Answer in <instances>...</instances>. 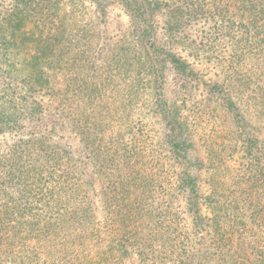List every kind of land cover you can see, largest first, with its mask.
Instances as JSON below:
<instances>
[{
	"label": "trees",
	"instance_id": "16d2710c",
	"mask_svg": "<svg viewBox=\"0 0 264 264\" xmlns=\"http://www.w3.org/2000/svg\"><path fill=\"white\" fill-rule=\"evenodd\" d=\"M21 1L0 20V137H8L0 150V243L14 248L8 256L42 249L80 256L90 237L113 256L204 264L196 246L208 237L204 255L218 264H264V69L240 67L264 66V0ZM85 3L117 4L126 16L121 35L106 36L110 46L96 39L108 33L105 21L83 17ZM194 64L237 66L208 81L216 106L196 99ZM152 116L177 133L174 149L148 141L141 121ZM231 143L243 150L241 181L225 184L222 154ZM175 188L189 192L191 211L199 215L203 201L213 217L197 216L198 234L180 231L161 252L151 236L165 221L157 199ZM251 208L250 221L238 219ZM242 233L251 239L237 258ZM33 247L41 249L29 254Z\"/></svg>",
	"mask_w": 264,
	"mask_h": 264
},
{
	"label": "rangeland",
	"instance_id": "374dc122",
	"mask_svg": "<svg viewBox=\"0 0 264 264\" xmlns=\"http://www.w3.org/2000/svg\"><path fill=\"white\" fill-rule=\"evenodd\" d=\"M21 2L24 3V0ZM13 4V0H0V20L10 7V5ZM83 17L86 19H93L94 21L97 20L102 23L105 21L103 25L106 26L108 29V33L106 29L104 30L105 34L100 33L99 36H96V39L98 42H100V45L102 43H106L108 46L110 41L108 39V34L109 36H116V35H121L122 30L126 29V26L128 24L127 18L124 15L123 11L120 9V7L116 5H103L99 6L94 3H85L84 5V12H83ZM113 39L116 40V37H113ZM107 48V46H106ZM194 69L199 70L200 73V78L199 83H194L193 87L194 89L196 88V99L201 100L204 96L206 98V102L208 105L216 106L215 99L212 98V92L208 93V81L210 80H216L217 75L221 71H227V73H230L232 71H228V69L232 70L231 67L236 68L237 66H204L201 64H194L192 66ZM244 67L248 70H263L264 66H240ZM174 75H169L168 76V81H171ZM221 80V78H220ZM260 81V78L256 80ZM175 84V85H174ZM260 86H264V83H259ZM178 88V84L175 82H170L168 85V91L170 94L174 95L177 93L176 90ZM183 89V88H181ZM176 91V92H175ZM219 101L224 100L221 94L219 93L218 95ZM263 99H264V92H263ZM233 112V111H232ZM182 116L185 115L184 111H182ZM142 126L146 125V130L147 136H148V141L152 142L153 144H159L161 146L168 147L171 146V149H174L175 141L171 144L172 140H174V135H177L176 132H172L171 130L167 131V128L165 127V121L159 120L158 118L155 117H143L142 121ZM4 139L8 140V137H0V150L3 148V142L5 141ZM68 142L65 140V144H68ZM169 144V145H168ZM171 144V145H170ZM194 148L195 151L200 153V148L197 147ZM73 149V147H70ZM76 151H79L76 148ZM221 153V152H219ZM76 154V152H75ZM78 154V153H77ZM76 158H78V164L80 168H82L83 175L89 179L92 180L94 177L90 173V167L89 164L86 163L85 159L82 157V155H77ZM200 155L203 156V152L200 153ZM78 156V157H77ZM222 156L225 158L226 163L225 165H228L230 167L229 171L231 172V177H230V172L228 173L226 179H223L225 184H228L231 181H241L239 178V175L241 174V166L238 164L241 163L244 160L243 156V150L240 148V146H233L232 143L227 145L226 151L222 154ZM182 163L175 162L173 170L178 173V171L182 170ZM199 171V177L202 182L201 185L204 186L203 181L205 180L204 177H206V174L202 171L200 173ZM203 183V184H202ZM234 189V186L231 188V190ZM201 189V196H206L208 194L207 191H204ZM172 197L169 195L163 199L158 198V201H164L163 202V209L161 211V219L164 221L163 225H159V229H152L151 230V236L153 239H155V246L157 245L158 249L161 252L168 251L171 248V243H174L176 239L179 237V232H190L191 230H195V232L198 234V226L195 227L193 224L195 221H197L198 218H202L204 221L206 219H211L213 217L212 211H210L209 205L207 203L201 201L200 202V207L198 209V213L195 214L193 211L188 206V200L187 197H189V192L188 191H181L178 188H175L171 191ZM155 205L157 204V201L153 202ZM164 210V208H166ZM255 211L254 208H251L249 211H238V216L240 220L244 222H248L252 219L251 214ZM243 213H245L243 215ZM198 216V218H196ZM162 222V221H161ZM246 222V223H247ZM237 228L242 229L243 227L240 225H237ZM248 228V227H247ZM206 230V229H205ZM209 230V229H208ZM149 229H146L145 227L142 229L141 235L143 236L142 243H144L147 239V243L150 241L149 235ZM163 232L164 234H162ZM209 231H204L203 234L201 233L198 235L201 238V235H205ZM161 233V234H160ZM249 233H242L239 237V244L234 248V257L237 258H242L245 254V242H248L251 239V235H248ZM159 238V239H157ZM247 238L246 241H244ZM86 242H88V247L84 251L83 255L79 254L77 256H74V254L71 255H63L60 252H46L44 249H42L43 253L41 256L33 257L32 255H28V257H13L10 258L8 256L10 250H14L13 247H10L8 245H5L4 243H0V264H22L24 261V264H163V262H166V264H169V261H160L158 259H150V258H145V260H141L139 256H127L122 253H120L117 256H113L112 254H108L106 252V249L104 248L103 245H101L99 242H96L94 238L87 237ZM86 246V245H85ZM197 248V254L199 256V260L202 261L204 264H218L213 260V256L209 255L206 256L204 255L209 247V241L208 237L206 238L205 245L203 243H200L196 246ZM208 248V249H207ZM239 248V249H237ZM39 247L35 248H30L29 249V254L30 252L32 253L34 250L36 252L39 251ZM78 250L80 251L82 248L74 246L71 250ZM242 257H241V256ZM39 257L41 260H39ZM161 258L163 257L160 256ZM210 258V259H209ZM258 258V255H255L254 258L253 256H247L245 258L250 260L252 262V259L256 260ZM263 260V259H262Z\"/></svg>",
	"mask_w": 264,
	"mask_h": 264
}]
</instances>
